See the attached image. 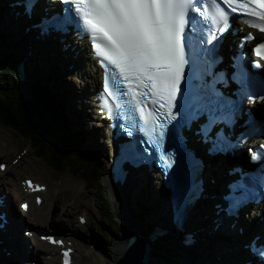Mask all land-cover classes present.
<instances>
[{
    "label": "snow or ice",
    "instance_id": "snow-or-ice-1",
    "mask_svg": "<svg viewBox=\"0 0 264 264\" xmlns=\"http://www.w3.org/2000/svg\"><path fill=\"white\" fill-rule=\"evenodd\" d=\"M40 3L41 0H24L23 11L28 19ZM56 3L63 5L62 10L59 13L43 11L34 27L42 33L75 28L88 37L97 63L104 69L103 93L108 98L104 103L109 115L131 122L135 127V114L138 113V130L160 154L164 168L175 170L181 162L179 148L174 155L164 146L165 136L169 134L180 144V135L176 131L180 122L176 113L183 115L184 122L180 127L193 122L197 124L196 134L207 145V152L223 153L235 147L231 134L238 114V101L218 90L215 79L205 82L207 69H201L195 56L192 60L188 58L189 48L196 42L200 45L197 51L201 53V60L209 56L214 59L215 44L226 31L220 26L215 34L186 37L190 23L193 32L197 31L196 17L204 11L199 0H56ZM210 3L214 6L208 10L214 25L229 22L221 3L240 6L259 21H246L248 27L264 34V0H210ZM248 5H256L260 10H250ZM231 11L236 12L237 7H231ZM244 40L254 43L252 53L264 61V41L254 37L252 32H248ZM189 65L192 71L188 70ZM253 67L264 71V65L259 62H253ZM232 79L238 84L236 95L241 99L255 84L246 73H234ZM260 83L264 89V81ZM185 84H188L187 88ZM261 134H264V128ZM247 135V131L242 133L237 143ZM251 160L264 162V144L252 152ZM4 167L0 164V169ZM25 183L33 190H43L31 181ZM255 193L264 197V170L256 176L242 173L229 185L224 198L225 211L234 212ZM40 202L37 197V203ZM185 204L186 196L177 184L175 207L178 217L183 215ZM20 207L26 209L27 205ZM42 239L62 243L52 237ZM70 251L63 253L65 264H68ZM260 253L264 255V246Z\"/></svg>",
    "mask_w": 264,
    "mask_h": 264
},
{
    "label": "bare ground",
    "instance_id": "bare-ground-1",
    "mask_svg": "<svg viewBox=\"0 0 264 264\" xmlns=\"http://www.w3.org/2000/svg\"><path fill=\"white\" fill-rule=\"evenodd\" d=\"M11 3V2H10ZM18 10V8H15ZM209 13V11L206 10ZM210 15V13H209ZM13 17H11L12 20ZM15 19V17H14ZM25 22L26 19H22L19 21L16 20L15 22L9 23L7 18L3 19L0 23V53L1 56H8L10 59L14 60V63L5 64V67L15 65V68L12 69L13 74H11V78L15 83L13 85L14 92L18 94V101L22 98H32L30 91L32 92V85L37 82L36 77L43 80L45 84V76L50 77L52 81L55 82L53 89H51L58 98L53 97L52 95H44L43 99H48L49 104L51 105L50 100H55L57 107L59 108L58 101L61 102L62 113L65 119V123L67 129L71 132L67 131L70 134H75L77 136L82 135V141L84 144L89 146L90 148L95 147L96 150L94 155H102L106 154L105 145L108 144L107 141L102 140L99 136V130L97 131L96 127L101 126L100 121L102 118L91 117V106L87 105L86 98L90 96V91H86V87L93 89L96 88L97 78L98 75L96 74L95 69H90L88 72L89 77L91 78L90 81H86L83 77L84 72L81 69V66L78 62V57L75 56L73 53H70L68 50H63L62 46L54 43H48V45H36V40L39 39V35H37L36 39H32L31 36L24 33V28L26 27ZM224 26V25H222ZM227 26V29L230 28ZM211 32V30L206 29V32ZM216 32V31H215ZM198 45V44H196ZM13 53H12V52ZM9 53L10 55L6 54ZM201 53H196L195 56L200 59ZM5 74V73H4ZM3 74V75H4ZM35 74L36 77L33 75ZM258 75L255 77V89L258 88ZM38 83V82H37ZM39 84V83H38ZM28 87L30 90L28 91ZM21 91V92H20ZM24 95L25 97L21 96ZM96 96V95H95ZM34 102V101H33ZM35 104V102H34ZM35 108L40 111V114L43 118V113L41 110L36 106ZM9 112V111H8ZM96 115V113H95ZM44 118L42 119V122ZM73 132V133H72ZM77 132V133H76ZM80 135H79V134ZM102 136L112 142L110 140L111 132L108 128L106 130H102ZM81 137V136H80ZM104 138V139H105ZM254 137L250 139L253 140ZM259 142L260 140H256ZM5 142V136L0 135V160L2 158H9L11 156L10 151H8V146L3 144ZM188 141V136L185 134L182 135V145L181 153H184L186 147L190 148L192 152L196 155L201 156L199 152H197V146H186ZM262 142H264L262 140ZM104 144V146H103ZM148 149L147 152H149ZM16 150L13 151V153ZM26 152V151H25ZM25 152H17L14 153L13 157L19 161V157L23 155ZM33 152V151H32ZM209 153V152H208ZM207 155H211L208 154ZM33 155L36 157L35 153ZM118 156V155H117ZM23 157V156H22ZM119 157V156H118ZM242 157V156H241ZM37 158V157H36ZM14 160V159H13ZM40 160V159H39ZM42 161V160H41ZM43 162V161H42ZM149 162V161H147ZM15 163V165L13 164ZM45 163V162H43ZM5 165V170L0 171V177L3 175H10L11 179L7 177L0 180V185H6V191L8 193H15L18 194L19 201H27L32 195H40L42 194L45 198V203L47 207H50L51 212L54 215L46 214L45 212H41L39 208H43L44 200L39 206H36L33 203V199H31V204L29 203L26 213L20 216L18 213H12L11 208L8 206L6 207L5 211L9 218L12 219L13 215L14 218L21 217L26 218L28 214H31V221L34 223L36 227L44 228V229H52L57 234H59V239L63 242V246L71 247L74 250L77 249L75 242L71 239L74 236L75 231L67 230V226H65V222L72 223L71 217L73 215V211L70 209L74 206V204L69 203V199H59L58 193L52 194L51 197H47L48 194L50 195L49 184H46L44 181L40 184L43 185L44 192L42 193H32L29 189H26L23 184L21 183L24 180V175H30L33 177L34 180L37 178L32 173V170L27 169L23 163L10 161L8 164L2 163ZM47 164V163H46ZM49 165V164H48ZM51 166V165H50ZM53 167V166H51ZM19 168L20 170H17ZM33 168V167H32ZM54 168V167H53ZM149 168V167H148ZM3 172V173H2ZM36 173V172H35ZM158 176L157 173H155ZM23 175V176H22ZM15 178H14V177ZM22 177V178H21ZM131 178V179H130ZM201 178L204 181L205 189L202 191V198L196 203L195 207L194 204L192 205L191 209L188 211L187 219L184 223L183 233L177 232L172 229L171 226H168L169 222L167 223L163 213V211H168V201H167V192L163 191L162 187H158V194H154V188L152 187V181L154 180L153 176L145 177L136 179L135 175L127 176L124 181L120 184L117 182H113L111 177L109 176L108 172L104 173V180L103 182L106 184L114 197L113 208L116 213V218L124 219V223L126 227L131 229L133 232H145L143 229H139L136 224L139 226V219L136 218L134 221L133 209L139 208L140 206H146L144 208V217L143 219L147 224L151 222L153 226L146 227V231H152L155 226L160 227L161 230H173V233L167 237L166 235L156 236L152 235L151 239H148L150 244L152 245L153 250H159V245H169L166 242H170L175 244L179 249L180 252L185 250V239L180 237L181 234H192V238L195 240V251L198 258L195 260L196 264H244L249 262L248 255L245 251L242 250L243 241L247 238L251 230L245 225V221L242 220L241 217L237 220L236 225L233 227V230H227V226H230L234 219H229L227 222L224 220V216L221 214H215V210L212 208V205L215 203V194L221 191L222 183L225 179L223 176V172L221 169L204 167L201 173ZM26 179V178H25ZM213 179L211 183L209 180ZM39 180V179H38ZM42 180V178H41ZM49 180V179H48ZM33 183L35 181L31 180ZM47 181V180H46ZM58 180L57 186L63 185L62 181ZM72 180H67V183L77 186L76 183L69 182ZM21 183V184H20ZM48 183V182H47ZM56 184V183H55ZM39 185V184H38ZM51 186V185H50ZM172 188H175L176 185H170ZM53 189V188H52ZM13 190V192L11 191ZM51 192V190H50ZM213 195L214 198L210 199V196ZM58 196V197H57ZM42 197V196H41ZM12 198V197H11ZM139 198V199H137ZM58 200V207L57 205ZM69 204V205H68ZM190 207V206H189ZM245 207V206H243ZM243 207L240 210H243ZM45 208V207H44ZM55 208V209H54ZM54 209V210H52ZM37 211V212H36ZM141 213V212H140ZM152 213V214H151ZM168 213V212H167ZM143 214V213H141ZM35 215L37 216L35 221ZM140 215V214H139ZM216 215V216H215ZM82 216V215H81ZM141 216V215H140ZM28 217V216H27ZM77 216L75 219L78 220ZM248 217V212L244 218ZM221 219L223 224L224 230H220L218 232H213V222L214 219ZM27 219V218H26ZM146 219V220H145ZM247 220V219H246ZM29 222V221H28ZM11 224L14 225L13 221ZM77 224V222H76ZM136 225V226H135ZM164 225V226H162ZM149 226V224H148ZM241 228V234L237 232V229ZM27 230V229H26ZM25 230V231H26ZM15 230H13L14 232ZM34 232V230H33ZM35 234V232H34ZM31 234L30 238L32 240V245L35 247L36 254L44 255L42 257L44 264H57V260L60 257L59 250L63 249L64 247H51L46 242H42L38 237V235ZM145 234V233H144ZM23 237H25L23 235ZM177 237V238H173ZM98 240V239H97ZM0 264L7 263L10 259L7 256H4L6 252L11 253L13 251L12 246L9 244V238L5 237L4 235L0 234ZM69 241H72L73 247L70 245ZM97 242V241H95ZM100 242V241H99ZM121 246L118 244L122 243ZM125 240L118 241L114 246V251L116 253H120L125 245ZM101 243V242H100ZM117 247V249H116ZM73 250V251H74ZM5 251V252H4ZM156 253V251H155ZM155 253H150V258L148 264H158L160 259L157 262L155 259ZM46 254V255H45ZM73 254V253H72ZM102 254V252H101ZM103 256V255H102ZM73 257V255H72ZM105 257V256H104ZM188 261H192V258L188 256ZM253 261V259H251ZM113 261V260H112ZM117 262V260H116ZM115 262V263H116ZM165 262V261H164ZM99 264V258H96L88 253L84 254L82 259L80 260V264ZM107 263V262H106ZM252 264L255 262H251ZM42 264V263H41ZM72 264L73 258H72ZM165 264V263H164Z\"/></svg>",
    "mask_w": 264,
    "mask_h": 264
},
{
    "label": "rangeland",
    "instance_id": "rangeland-1",
    "mask_svg": "<svg viewBox=\"0 0 264 264\" xmlns=\"http://www.w3.org/2000/svg\"><path fill=\"white\" fill-rule=\"evenodd\" d=\"M6 54L10 55L9 53H6ZM1 55H2V53H0V59L2 57ZM5 58L7 61L12 60L8 56H5ZM12 74H13V72H12ZM33 75L36 77L35 74H33ZM45 78H46L45 82L47 84L43 83L44 81L39 79L38 77H36L35 80L37 79V82L39 83V85L43 89V91L46 92V95H52L53 97L58 98V95H56L51 90V89H53L55 82L52 81V79L50 77L45 76ZM89 80H90V78H89ZM9 90L13 93V88L11 85H9ZM29 90H30V87H28V91ZM21 96L25 97L22 94H21ZM50 101H51V106L53 108L59 110V112H60V115H59V113H55V115L49 117L50 123L56 125V123L60 117H62L64 119V116L62 113L61 102H60V100H57L58 105H59V108H58L57 104L55 103V100H50ZM90 115L92 117V114H90ZM64 123H65V119H64ZM65 127L67 129L66 123H65ZM69 132H71V131H69ZM0 135L5 136V142H3V144L8 146L7 147V148H9L8 151L11 150L10 151L11 156L9 158H2L1 159L3 161V163L8 164L10 161H16V162L23 163V165H25V167H27V169L33 171L32 173H34V176L37 178V180H34L33 177L30 175H24V176L22 175L23 177L31 178L38 183H41L44 181L46 184H49L51 192L49 190L48 193H50V195L48 194V196H47L48 198L51 197V193L54 191L52 193V194H54V196L56 193H58L59 199H69V203L74 204V206L70 209L71 211H73V215L71 217L72 223H69L67 221L65 222L66 226L68 227L67 229H69L71 231H74V230L77 231L76 232L77 233L76 238L75 237L73 238V236L71 237V239H74L75 245L77 246V249L75 250L76 252H75L74 257H73L75 259V261L73 259L74 264H80V260L82 259L83 255L88 253V251L90 252V254L92 256L99 258V260H100L99 264H115L117 257H118L117 256L118 253H116L114 251V246L118 241L120 242V241L125 240L127 238V236L129 235L130 230L129 231L127 230L126 224L124 223L125 222L124 219L116 218V213H115L113 205H112L114 202V197H113L111 190L107 186H105L106 184L103 182L104 175H102V178L100 180V185L102 187L96 186V187H94V189L87 191L84 188V181L81 178L82 176H80L79 174H73L72 175L69 172L68 168L65 166L62 167L60 170H58L56 168L51 167L50 165L43 163L41 160L37 159L33 155L32 149L29 148V146L24 145V144H27L26 140H24L23 138H18L17 134L13 130L7 129V128H0ZM80 136H79V138H81L82 144L84 145V147L90 153L91 156L88 157L87 154L83 153L82 151L78 152L77 155L82 157L84 159L83 160L84 163H86L88 165L97 164L98 167L102 170V174H104L105 171L107 170L106 164H105L106 163L105 162L106 161L105 155L104 154L97 155V156L94 155L96 148L95 147L90 148L89 146L84 144L82 141V135H80ZM48 146H53V148H54V145L51 142L50 143L47 142V148L49 149ZM103 146H104V144H103ZM106 147L107 146L105 145V151H106ZM14 150H16V152H14L15 154H17V152H25V151L26 152L23 155H21L18 158L19 161H17L16 158L13 157V155H14L13 151ZM69 157H71V161L74 162V160H73L74 156L70 155ZM75 161H76V159H75ZM13 164L15 165V163H13ZM73 166H75V164L72 165V167ZM17 170H20V169L17 168ZM85 174H87V173L85 172ZM4 177L11 179V176L6 174L4 176L2 175L0 177V180L3 179ZM41 178H42V180H41ZM69 179L72 180L69 182L76 183L77 186H73V185L67 183V180H69ZM58 180L62 181V183H64V184L57 186ZM152 187L154 188L153 193L157 195L158 194L157 193L158 192V185L154 180L152 181ZM0 189L2 190L3 186L0 185ZM96 189H97V196H99V197H100L101 191L103 193H105V196L107 197L105 203H107L113 209L112 211L114 212L113 215L115 217V218L114 217L113 218L116 221V224H117L116 226L112 225V223L110 221L107 222L106 220L104 221L100 218V212L99 211L101 208H99L97 203H95L96 197L94 196V191ZM12 192H13V190H12ZM39 196H42L41 198H42V200H44V203H45V198L43 197V195L40 194ZM31 199H32V197L27 199V201L31 203ZM137 199H139V198H137ZM56 201H57V205L55 204V206L58 207L59 206L58 200L56 199ZM45 205H46V203L44 204L43 208H39V210H41V212H43V213L45 212L46 214L48 213L49 215H54L53 212H51L50 207H47ZM142 206H144V205H142ZM140 207L136 208L135 210L133 209V211H134L133 214H135L134 221L136 218H141V217L143 218V216L139 215L138 210H141ZM144 207H146V206H144ZM54 209H52V210H54ZM79 215L85 216L89 219L90 225L84 231H81L78 228L76 229L75 226L74 227L72 226L73 224H76L75 218ZM27 216H26L27 221H29V223L34 225V223L31 221L32 215L28 214ZM147 222L149 223V226L144 220H141V222H139L140 226H138V224H136V225H137V227H139V229L141 228L144 231H146V227H150L151 225L153 226V224L151 222H149V221H147ZM26 229H27L26 231H30V229H28V228H26ZM46 230L51 231V229H46ZM99 231H103L105 233V236L104 237L101 236V234L98 233ZM53 233H55V232H53ZM180 237H183V234H181ZM97 239H98V241H97ZM95 241H97V242H95ZM122 244H123V242L118 244L117 247L121 246ZM166 244H169V245H165V247L169 250V253L162 254L165 252V250L162 248L161 245H159V249H161V250H153V251L151 250L152 254L155 253V251H156V253L154 254L156 261H153V263L154 262L158 263V260L160 259V262L158 264H164L166 262V259H167V262L170 264H196L195 260L198 258V256H197L195 248H194L195 245H192L190 247L185 248V251L190 249L191 253L193 255L192 261L190 262V261H188L189 258L185 257L184 253L180 252V249L175 244L170 243V242H166ZM106 246H108V253L104 257V255L101 254V248H103V247L106 248ZM117 247H116V249H117ZM178 253L181 255V258H180V255H178ZM34 257H37L38 259L42 258V256H39V254H35ZM157 258H158V260H157ZM42 261H43V259H42ZM24 264H27V263H24ZM43 264H44V261H43Z\"/></svg>",
    "mask_w": 264,
    "mask_h": 264
},
{
    "label": "trees",
    "instance_id": "trees-1",
    "mask_svg": "<svg viewBox=\"0 0 264 264\" xmlns=\"http://www.w3.org/2000/svg\"><path fill=\"white\" fill-rule=\"evenodd\" d=\"M6 62V63H5ZM5 64H9L10 61H7L4 57H1L0 59V128H7L12 130H17L18 128V120L16 115V103L18 101V93L16 94L13 90V93L9 90V85L12 86L15 84L13 82V79L11 78L12 74V65L8 67L4 66ZM5 73V74H4ZM4 74V75H3ZM32 92L30 91V94L33 98V101L35 102L36 106L41 110L43 113V124L41 126V129L38 131H32L29 130V135L31 136V139L36 141L37 145H43L46 144L49 141H54L55 144H58L59 146L53 148V146H42L43 151H40L39 153H42V155H50L55 159V162L51 161H45V163L53 166L56 169H61L60 163L63 162V160H66L64 162L68 165L69 172L73 174H79L82 176L83 180H85L88 184H93L100 186V180L102 178V170L98 167L97 164L88 165L84 163V159L77 155L78 152L82 151L83 153H86L87 156H91L90 153L86 150L84 145L82 144L79 137L75 134H70L65 127L64 119L62 117L59 118L56 125L50 123L49 117L55 115V113H59V110L53 108L49 104L48 99H43V96L46 95V92L43 91V89L40 87V85L35 82L32 87ZM9 111V112H8ZM39 147V146H37ZM46 149V150H45ZM81 152V153H82ZM89 154V155H88ZM70 155L74 156V162L71 161ZM76 159V161H75ZM72 167V165H74ZM85 172L87 174H85ZM88 189V188H87ZM95 201L98 203V207L100 209V218L110 221L111 218V212L109 210V206L107 203H105L107 197L105 196V193L101 191L100 197L97 196V191L95 192ZM101 198V199H100ZM144 206H141L139 211V214L141 216L144 215ZM143 214H141V213ZM141 219L139 222H141ZM99 234L101 236H105V233L103 231H99ZM98 241V240H97ZM162 248L165 250L164 253H169V250L165 247V245H161ZM103 252L105 254L108 253V246L106 248H102ZM161 250V249H159ZM190 256V255H189ZM164 257V256H163ZM167 262V259H166ZM165 264H170L166 263Z\"/></svg>",
    "mask_w": 264,
    "mask_h": 264
},
{
    "label": "water",
    "instance_id": "water-1",
    "mask_svg": "<svg viewBox=\"0 0 264 264\" xmlns=\"http://www.w3.org/2000/svg\"><path fill=\"white\" fill-rule=\"evenodd\" d=\"M16 115H17V120H18V128H17V130H13V131L17 134V137L23 138L24 140H26L27 144H24V145L29 146V148L32 149V151L35 153L37 159H40L43 162L51 161V162H53L52 164L57 163V162H55V159L52 156L47 155V154L42 155V153H39L40 151L44 152L42 146H47V143L43 144L42 146L37 145L35 139L32 140L31 136L29 135V130H32L34 132L35 131L39 132V130L41 129V126L43 124L42 115L40 114V111H38L35 108V104H34L33 100L31 98L25 97V98H22L21 100L17 101V103H16ZM49 142H51V141H49ZM37 146H39V147H37ZM64 161H66V160H63V162L60 163V166L61 167L65 166L68 168L67 163ZM58 170H60V169H58ZM83 181H84V188L87 191L94 189V187L97 186L96 184L95 185L88 184L85 180H83ZM96 191H97V189L94 191V196L96 194L95 193ZM95 203H98V202L95 201ZM109 210L111 212L110 222L112 223V225L116 226L117 224H116V221L114 219L115 218L113 215L114 212L112 211L113 209L111 208V206H109ZM127 230L128 231L130 230L129 231L130 233L127 236V238L125 239L126 242H125V245H124L122 251L120 253H118V255H117L118 256L117 262L115 264H148V261L150 258V253L152 250V245L150 244L147 235L144 234L145 232H142V233L133 232L129 228H127ZM183 253H184L185 257L189 256L188 251L184 250ZM178 255H180V254L178 253ZM180 258H181V255H180Z\"/></svg>",
    "mask_w": 264,
    "mask_h": 264
},
{
    "label": "clouds",
    "instance_id": "clouds-1",
    "mask_svg": "<svg viewBox=\"0 0 264 264\" xmlns=\"http://www.w3.org/2000/svg\"><path fill=\"white\" fill-rule=\"evenodd\" d=\"M72 135V134H71ZM79 137V136H78ZM80 140H81V138H79ZM49 142V141H48ZM50 143V142H49ZM51 143L55 146V147H57V146H59L58 144H55L54 143V141L52 140L51 141ZM108 151V149H106V152ZM108 153V152H107ZM0 163H3V161L2 160H0ZM26 179H28V178H26ZM26 179H24V180H26ZM24 180H22V181H24ZM0 192H4V190H1L0 189ZM12 197H13V195H11ZM35 195H33V196H31L32 198L34 197ZM39 196V195H38ZM41 197V196H40ZM42 199V198H41ZM42 201L43 200H41V203H42ZM21 202H24V201H21ZM28 202V201H27ZM28 203H30V202H28ZM40 203V204H41ZM31 204V203H30ZM15 208V207H14ZM16 212L14 211V214H15ZM24 214V213H23ZM21 216H22V214H21ZM79 216H81V215H79ZM9 217V216H8ZM36 215H35V221H36ZM82 217V216H81ZM21 218H23V217H21ZM79 218V217H78ZM72 220V219H71ZM102 220H104V219H102ZM76 222H77V224H73L72 226L74 227L75 226V228L77 229H79V230H81V231H84V230H86L87 228H82V227H79L78 226V220H76ZM75 222V223H76ZM26 225H25V230H26V228H28V229H30V231L29 232H31V234H34V232H35V234L36 235H38V237H44V236H46V237H52L53 238V240L54 241H61L58 237H59V235L54 231V230H52L51 229V231L50 230H46V229H44L43 227L42 228H40V226L39 227H36L35 225H33V224H31V223H29L28 221H26V222H24ZM65 226H66V224H65ZM140 226V225H139ZM4 229L2 230V231H0V234H2V235H4L5 237H7V238H9V240H10V242H9V244L12 246V248H13V251L11 252V253H9L8 252V259H10L7 263H4V264H24V263H27V264H43V261H42V258H40V259H38L37 257H34V255L36 254L35 252V247H34V245H32V244H30V243H32V240H31V238H30V240L29 241H27V238H26V235H25V233L23 232V230H19L18 232H13V230L14 229H12L11 227H8V226H6V227H3ZM24 230V231H25ZM33 230H34V232H33ZM67 230H69V229H67ZM75 231V230H74ZM53 232H55V233H53ZM77 231H75V233H74V236H73V238L75 237L76 238V236H77V233H76ZM34 234V235H35ZM23 235L25 236V237H23ZM41 239V238H40ZM73 241H74V239H72ZM40 241H42V242H45L44 240H40ZM1 242V241H0ZM62 242V241H61ZM47 243V242H46ZM69 243H70V245L73 247L74 245H73V243H72V241H69ZM48 245H50L51 247H53V246H57V247H64L63 249H61V250H59V255H60V257L58 258V260H57V264H62L64 261H65V257H63V256H61V251H65V250H68V249H70L71 251L69 252V256H68V264H72V258L74 257V254H75V250L73 249V248H71V247H65V246H63L64 244H63V242H62V245H57L56 243H54V242H48L47 243ZM74 250V251H73ZM101 252H102V254L104 255V256H106L107 254H105L104 252H103V249L101 248ZM73 253V254H72ZM46 255V254H45ZM72 255H73V257H72ZM5 256V255H4ZM39 256H44V255H42V254H39ZM192 258V257H191ZM74 259V258H73ZM74 261H75V259H74Z\"/></svg>",
    "mask_w": 264,
    "mask_h": 264
}]
</instances>
